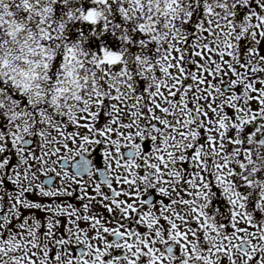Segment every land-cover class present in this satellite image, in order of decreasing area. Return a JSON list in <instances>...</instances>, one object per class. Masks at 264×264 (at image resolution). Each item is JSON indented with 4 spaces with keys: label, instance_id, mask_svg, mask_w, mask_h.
Here are the masks:
<instances>
[{
    "label": "snow or ice",
    "instance_id": "6c2138e0",
    "mask_svg": "<svg viewBox=\"0 0 264 264\" xmlns=\"http://www.w3.org/2000/svg\"><path fill=\"white\" fill-rule=\"evenodd\" d=\"M0 264H264V0H0Z\"/></svg>",
    "mask_w": 264,
    "mask_h": 264
}]
</instances>
